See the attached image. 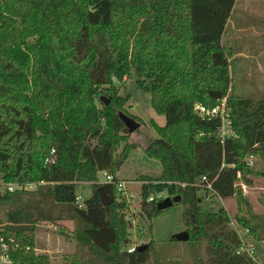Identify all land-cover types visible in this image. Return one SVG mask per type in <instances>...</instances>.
Listing matches in <instances>:
<instances>
[{"label": "trees", "instance_id": "trees-1", "mask_svg": "<svg viewBox=\"0 0 264 264\" xmlns=\"http://www.w3.org/2000/svg\"><path fill=\"white\" fill-rule=\"evenodd\" d=\"M235 1L0 0V182L33 184L0 190V246L12 263L49 264L34 250L40 221L72 220L70 235L61 233L109 264H142L154 250L153 239L140 251L123 249L127 204L115 185L96 182L102 171L119 178L136 146L119 117L131 115L124 108L130 91L121 95L113 84L128 75L138 89L132 94L147 93L165 118L162 126L152 122L157 135L144 147L161 168L138 177L143 216L160 212L149 195H180L190 264H264L253 245L252 254L240 249L241 236H264V221L237 217L236 230L223 207L204 209L200 188L173 185L216 177L213 188L224 199L239 192L240 176L249 181L247 156L264 160V96L226 98L234 135L224 138L219 119L194 111L230 89L222 35ZM80 182H90L91 191L76 199ZM100 186L112 198L107 206Z\"/></svg>", "mask_w": 264, "mask_h": 264}, {"label": "rangeland", "instance_id": "rangeland-1", "mask_svg": "<svg viewBox=\"0 0 264 264\" xmlns=\"http://www.w3.org/2000/svg\"><path fill=\"white\" fill-rule=\"evenodd\" d=\"M225 30L222 43L226 49H229L228 63L232 77L230 89L225 97L228 98L232 94L253 98L264 95V0H236ZM113 84L121 95L126 93V89L130 91L124 108L138 123L136 129L131 132L125 130L128 141L136 146L129 151L117 175L121 179L134 181L130 187L134 196L137 194L140 196L142 181L138 180V177L142 174L156 176L161 168L159 159L147 155L144 147L157 135L152 122L162 126L165 118L155 113L149 106L147 93L137 96L138 89L135 87L134 76L125 75L120 80L114 79ZM133 91H137L136 96L132 94ZM252 156V158L250 155L246 157V165L253 172L247 174L248 182L241 176L236 181V186L239 187L236 195L223 199L205 195L203 191L198 192L204 209L217 211L223 207L229 217L230 226L234 229L238 227L237 217L252 216L254 220L264 221V160L257 153ZM90 184V182L79 183L77 188L82 196L89 195ZM139 196L130 204L131 207L125 210V216L130 219V223L128 242L123 249H126L127 244L137 246L147 244L153 239L155 248L142 264H190L191 256L187 243L167 242V238L171 235L188 230L183 223L182 203L175 202L148 220L140 211ZM239 198L242 199L238 201ZM73 226V221L70 219L37 223L33 231L35 252L45 254L49 264H73L75 259L76 264H109L97 253L94 254L85 247L79 246L75 240L61 233L63 231L70 235ZM241 241L246 247L251 248L253 245L256 259L260 263L264 262V236L257 239L251 233L246 239L241 236Z\"/></svg>", "mask_w": 264, "mask_h": 264}, {"label": "built area", "instance_id": "built-area-1", "mask_svg": "<svg viewBox=\"0 0 264 264\" xmlns=\"http://www.w3.org/2000/svg\"><path fill=\"white\" fill-rule=\"evenodd\" d=\"M229 106L227 105L226 102V97L221 98L218 100V102L212 106V107H207L202 104L196 103L194 105V111L197 115H199L202 118H217L220 121V126H219V135L221 138H224L225 136L228 135H234L233 131L231 130V120L229 116ZM53 154H54V149H51L50 155L46 158V162L52 163L53 160ZM253 156L250 155V158ZM250 163H252L251 160H249ZM223 164L221 165V167ZM240 176V173L237 172V177ZM216 177L210 178L207 175H201L197 177L193 182L187 183V182H173V185L178 187L179 189H185L188 185L195 186L200 188V191H203L205 195L213 196L220 198L216 191L213 188V181L215 180ZM97 183H110L116 186L117 191H119L120 196L122 199L125 200L127 207H131L130 204L135 202V198L139 196H134V193L131 189V185L134 183L132 180H124L121 178H115L113 174L107 173L105 171H102L100 173V178L99 180L96 181ZM42 183V182H41ZM15 186H18L20 188H32L33 184H23V185H16L13 183H2L0 182V190L6 189L8 191H12ZM6 187V188H5ZM139 193V191H138ZM165 196H168L165 194V192H159L156 194H151L148 196L146 199L147 202L155 201L158 202L162 200ZM81 194H78L76 196V199H80ZM140 198V196H139ZM134 211V209H133ZM237 230V229H236ZM7 247L3 244L0 246V264H14L11 262V260L8 258L6 255ZM136 249V246L133 244H127L126 246V251L127 252H132ZM241 250L247 251L249 254H252V248L246 247L245 243L242 241V246L240 248Z\"/></svg>", "mask_w": 264, "mask_h": 264}, {"label": "water", "instance_id": "water-1", "mask_svg": "<svg viewBox=\"0 0 264 264\" xmlns=\"http://www.w3.org/2000/svg\"><path fill=\"white\" fill-rule=\"evenodd\" d=\"M99 100L104 102L105 104L109 102V98L104 94L99 95ZM119 117L124 122V125L128 129V132H131L132 130L136 129V127L138 126V123L133 118L122 112H119ZM97 191L99 192V199L101 204L104 206L109 205L110 202L112 201L111 196L104 191V188L102 186L98 187ZM180 200H181L180 195L165 196L162 200L156 202V208L161 211L163 209L172 206L175 202H180ZM170 239H174L180 242H185L189 239V233L187 230H182L178 233L171 235ZM145 246H146L145 244H139L136 246V250L140 251L141 249H144Z\"/></svg>", "mask_w": 264, "mask_h": 264}, {"label": "crops", "instance_id": "crops-1", "mask_svg": "<svg viewBox=\"0 0 264 264\" xmlns=\"http://www.w3.org/2000/svg\"><path fill=\"white\" fill-rule=\"evenodd\" d=\"M263 92V91H262ZM262 96H264V95H262ZM258 97H261V96H258Z\"/></svg>", "mask_w": 264, "mask_h": 264}]
</instances>
